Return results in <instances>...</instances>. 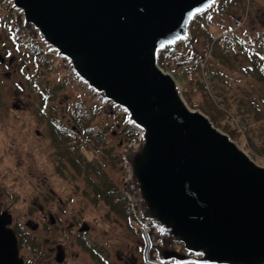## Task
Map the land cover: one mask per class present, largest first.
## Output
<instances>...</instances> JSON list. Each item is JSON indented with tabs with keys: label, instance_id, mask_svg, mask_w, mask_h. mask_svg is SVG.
<instances>
[{
	"label": "water",
	"instance_id": "95a60500",
	"mask_svg": "<svg viewBox=\"0 0 264 264\" xmlns=\"http://www.w3.org/2000/svg\"><path fill=\"white\" fill-rule=\"evenodd\" d=\"M17 28L136 132L124 194L149 264H264V167L192 109L161 53L220 0H6ZM0 215V264H23Z\"/></svg>",
	"mask_w": 264,
	"mask_h": 264
},
{
	"label": "rangeland",
	"instance_id": "374dc122",
	"mask_svg": "<svg viewBox=\"0 0 264 264\" xmlns=\"http://www.w3.org/2000/svg\"><path fill=\"white\" fill-rule=\"evenodd\" d=\"M0 1L6 3V0ZM228 3L237 10L235 25L229 21L230 10L222 7V0L214 10L205 15L209 22L205 25V20L203 25L209 28L213 37L223 31L217 24L239 28L235 30L237 36L226 46L231 54H228L229 62H214V68L221 70L219 83L231 97V102L235 107L240 105L243 108L237 109L229 118L231 122L228 123L222 116L219 117L218 126L213 124L229 135L258 165L264 167V151L255 148L260 146L261 138H264V82L247 73L246 68L259 61L257 54H261L263 50L261 46L254 47L247 56L246 46H253L255 39L264 35L259 34L264 29V0H227ZM7 6L0 5V57L3 59L0 61V204L7 207L13 217L23 224L29 221L36 224L42 215L38 206L42 205L43 214L51 212L61 219L59 228L68 231V226L75 220L88 226L91 232L84 236L77 235L76 230L61 232L54 228L36 234L45 250L54 248L57 244L65 248L68 255L65 264H147L144 259L145 241L142 229L132 219L133 216L125 217L129 216L128 212L125 214L119 207L111 210L93 191L95 186L105 187L106 183L101 175H96L91 169L92 164L93 169H102L110 184L115 183V187L124 192L127 175L122 153L129 145V139L121 146L118 141L122 135L126 136L125 119L121 115L109 116L100 109V113L90 124V130L106 133L102 135L104 145L96 147L95 139L83 143L80 155L86 162H82L79 168L60 158L53 143L56 129L62 125L58 118H62L63 124L73 123L66 115L68 107L75 108V104H83V108H91L95 103L77 83L73 82L74 85L56 90L58 85L66 81L68 74L64 67L53 56L52 64L49 63L44 68L45 72L47 67H51L46 74L38 67L31 55L33 47L26 41L23 33L15 31V19ZM254 17L258 19L254 20ZM248 25L252 27L246 28L259 33L247 36L245 26ZM240 38L247 41V44L243 42L244 44L239 45ZM169 68L163 69L166 72L175 70L172 65ZM171 74L177 78L188 105L203 112L201 92L191 88L185 77L177 76L174 72ZM207 78H211L210 81L213 79ZM46 92L49 97L45 96ZM239 115H245V129L238 122ZM231 123L239 130L236 139L222 129L227 124L232 132ZM250 124L254 126L252 133L249 130ZM77 129L83 133L81 137L84 138L85 131ZM245 130H249L248 134ZM111 131L118 135L110 137ZM100 200L102 202L98 203ZM15 201L17 203L14 205ZM58 201L62 202L61 205ZM82 250L89 251V255ZM23 254L29 256L27 251ZM44 258L46 256L40 260ZM39 263L41 264L40 261Z\"/></svg>",
	"mask_w": 264,
	"mask_h": 264
},
{
	"label": "trees",
	"instance_id": "16d2710c",
	"mask_svg": "<svg viewBox=\"0 0 264 264\" xmlns=\"http://www.w3.org/2000/svg\"><path fill=\"white\" fill-rule=\"evenodd\" d=\"M222 3V7L225 6L229 8V14H232L233 19H235L237 16L235 11L237 10L234 9V11H231V7L229 3L227 4V0H222ZM226 12L228 11L226 10ZM205 15L199 17L193 23L191 27V40L186 43L179 44L176 47L167 48L166 50H164L160 55L159 64L163 68H169L172 65L174 66L175 70L182 71V77H185L187 79L188 84L191 86V88H195L201 92V97L204 101V105L202 107L203 112L210 117L211 121L215 125L218 126L219 117H225L226 121L229 123L231 122L229 118L232 117L237 109L243 108V106L236 105L235 107L233 102H231V97H229L225 93L224 89L220 86L219 82L221 81L222 73L221 70L218 71L214 68V62L215 64L219 62L220 64H226L229 62L228 60L231 54L229 53L228 47H226L227 45L225 42V45H221L222 43L220 40L214 42V37L211 35L209 28L203 25L205 20V25H207V23L209 22V19H207ZM222 27L223 26L221 25V28ZM261 40H264V35L258 36L255 39V44L253 46H246V49L248 51L247 56L250 55L249 52H251L254 47L261 46L263 48L262 53L257 54L258 58L260 57L259 61L252 67L248 66L246 68H248L247 73H250V75L257 80L264 82V41ZM26 41L33 47L32 52H29L33 53L31 55L34 61L44 72V68L48 66L49 63L52 64V58L44 55L42 49L37 46L36 43L29 41L27 38ZM238 42L240 43L239 45L244 44L243 42L247 44V41L241 38L238 40ZM249 42L251 43V41ZM50 69L51 67H47L44 73L46 74ZM207 77H213L212 81H210L211 78ZM71 85H74L73 81L68 76H66V81L58 85L56 87V90H59L64 86L68 87ZM223 85L225 86L224 81ZM45 96L49 97L48 92L45 93ZM50 97L52 96L50 95ZM82 106L83 104H75V108H67L68 111L66 115L73 123L68 122L66 124H72L71 126L80 127L82 128V130L84 128H87L85 139L88 142H92L95 139L94 142L96 144V147H100L104 145L103 136L94 135L93 130H90V124L96 119L97 114L100 113V107L96 104H93L91 108L87 106L83 108ZM58 119L62 122V125H59V128L56 129V136L53 141V143L57 147V151L59 153L58 155L61 156L60 158L68 160L74 167L79 168V166L82 165V162H84L79 152L80 146L83 145L84 141H82L80 137L77 138L76 136L74 137L72 134L68 133L69 131H67V129L63 127V125L65 126V123L63 124L62 118ZM238 120L240 126L245 129V123H247L245 115H239ZM235 122H237V120ZM233 126L232 132L229 130L227 124L222 126V129L223 131L228 132L231 137L236 139L239 135V130L238 128ZM253 129L254 126L251 125V127H249L251 133L252 131L254 132ZM249 130H245V132L248 134ZM125 131L126 137L129 140L131 139V137H134L136 135V133L129 127H126ZM261 139L262 142L260 146L255 148H259L264 151V138ZM262 153L264 154V152ZM91 167L95 174L101 175L102 179H104V182L106 183L104 185L105 187L100 188L99 185L94 187L93 191L96 192L97 197L102 198L106 202L108 207L111 208V210L117 209V207H119L125 214L126 212H128V215L132 216L130 207L123 193L117 187H115L113 182H111L110 184V180L108 179L107 175L102 172V169H93V164L91 165ZM125 217L128 216L125 215ZM38 247V244L34 243L31 248L34 249L35 252H38Z\"/></svg>",
	"mask_w": 264,
	"mask_h": 264
},
{
	"label": "flooded vegetation",
	"instance_id": "af4514ba",
	"mask_svg": "<svg viewBox=\"0 0 264 264\" xmlns=\"http://www.w3.org/2000/svg\"><path fill=\"white\" fill-rule=\"evenodd\" d=\"M232 4V1H229ZM231 7V5H230ZM231 11H234L233 8H231ZM264 15V14H263ZM229 17L231 19H229V21L231 23H234L233 25L236 24V22H234L235 20L233 19L232 14L229 15ZM238 18V15L236 16L235 19ZM258 17H254V20H257ZM250 22H253V20H251ZM233 27V26H231ZM246 27H252V25H248L245 26ZM247 30L246 35L247 36H252L255 34L260 33H264V29L260 30L259 32H253V29L249 30L250 28H246ZM255 30V29H254ZM259 33V34H260ZM3 60L0 57V61ZM72 127V128H71ZM65 128L74 133H76V137L82 136L80 131H76L73 129V126L68 127L67 124H65ZM104 134H106L105 132H103ZM37 134H39V132H37ZM110 137H116V135H118L116 132H110ZM127 140V137L125 135H122L121 139L118 141V145L121 146L124 141ZM115 185V183H113ZM51 196V195H50ZM53 197V196H52ZM102 202L101 200L98 201ZM17 203L16 201L14 202ZM59 205H61V201H58ZM38 210L40 211L41 217L40 220H37L38 222L32 223L31 221L27 222V223H21L20 220L15 219L12 215V212H10L9 210H7V207L5 208L4 206H2L0 204V215H3V218L5 221H9V224H7V228L11 229L13 231V233L15 234L16 240H17V250H18V258H20L23 262V264H40L39 261L41 262V264H45V262L47 264H65L67 263V252L65 251V248L62 247L60 244H57L54 248H46L43 249L42 246L43 244H41V242H39V237L36 235L39 232L42 231H51L53 228L54 229H59L61 232H65V229L59 228V222H60V218L55 216V214L53 215L51 212H48L46 214H43V207L42 205L38 206ZM66 221V220H65ZM44 227V228H43ZM73 230H76L77 235H89V233L91 232V230L89 229L88 226L84 225V223H80L79 221L75 222H71L70 225L68 226V231L72 232ZM66 231V232H68ZM55 241V240H53ZM34 243L38 244V252H35L34 249H32V245ZM89 250V249H87ZM27 251L29 253V256L24 255L23 253ZM93 251V250H92ZM82 252L86 253L89 255V251H84L82 250ZM94 253V252H92ZM32 255V257H31ZM45 257L43 260H40V258ZM25 257V258H24ZM98 257V256H97Z\"/></svg>",
	"mask_w": 264,
	"mask_h": 264
}]
</instances>
